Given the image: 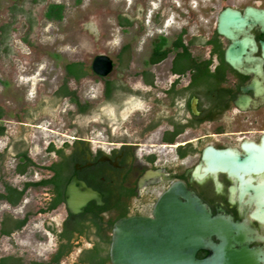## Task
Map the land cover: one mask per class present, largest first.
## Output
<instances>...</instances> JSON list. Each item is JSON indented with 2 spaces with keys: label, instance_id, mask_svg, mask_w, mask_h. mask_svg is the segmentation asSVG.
Returning <instances> with one entry per match:
<instances>
[{
  "label": "flooded vegetation",
  "instance_id": "af4514ba",
  "mask_svg": "<svg viewBox=\"0 0 264 264\" xmlns=\"http://www.w3.org/2000/svg\"><path fill=\"white\" fill-rule=\"evenodd\" d=\"M263 1L226 4L219 11L226 6L241 13L246 6L264 9ZM219 11L207 35L191 36L187 41L183 38L186 32L182 35L190 57L196 61L176 57L184 51L177 47L160 62H146L134 86L103 79L104 101L113 103L118 117L133 110L140 112L144 123L139 128L126 132L111 126L103 102L97 110L98 123L107 134L116 129V136L93 144L86 130L76 135L61 134L62 142H49L45 147L52 157L48 164L28 166L47 172L39 179L55 177L56 181L42 185V204L21 215V220L26 218L22 226L33 214H50L60 207L64 212L58 222L53 219L44 224L54 243L39 261L60 264L72 258L70 264H112L110 245L115 224L132 217L156 220L158 199L174 186H182L197 195L212 215H230L249 230L246 239L234 248L226 245L229 264L233 257L240 260L238 264H264V31L259 24L246 26L253 35V45L228 48L231 40L216 29ZM194 44L203 52L201 56L193 53ZM164 61L168 65L164 64L163 70ZM63 86L76 94L64 79L48 104L57 106L65 98L70 101L69 95L62 94ZM126 92L128 95L121 97ZM72 103L78 113L91 107L87 101H80L82 107ZM14 144L19 154L26 151L32 159L24 137L19 136ZM72 181L75 187L84 182L97 192L96 198L89 199L76 213H71L66 203V189ZM29 187L36 186H28L25 192ZM57 196L61 201L47 210ZM176 198L183 201L182 194ZM211 239L215 244L220 242L215 235ZM163 242L162 259L182 260V240ZM211 255L207 247L194 253L197 260Z\"/></svg>",
  "mask_w": 264,
  "mask_h": 264
},
{
  "label": "rangeland",
  "instance_id": "374dc122",
  "mask_svg": "<svg viewBox=\"0 0 264 264\" xmlns=\"http://www.w3.org/2000/svg\"><path fill=\"white\" fill-rule=\"evenodd\" d=\"M254 1L0 0V123L4 126L0 153L5 146L9 151L6 157L0 155V164H4L0 173L8 180L38 179L47 174L36 167H29L21 178L15 174L17 159L10 155L19 151L14 144L19 136L28 141L27 150L38 165L51 161V154L46 153L45 147L49 142H62L61 134L76 135L86 130L93 144L116 136V129L107 134L103 124L98 123L97 110L103 102L104 112L110 113L108 123L111 126L125 128L126 132L139 128L144 123L140 112L133 110L118 117L113 103L104 101L103 79L116 80L124 86L136 85V80L140 79L138 74L147 67L145 60L155 38L164 35L170 43L181 28L186 29L185 41L191 36L207 35L223 5L242 6ZM52 2L65 5L61 20L45 18L46 7ZM121 17L128 18L132 24L121 26ZM4 25H9L5 27L7 32L2 28ZM123 46H127L129 54L126 63L125 54L117 56ZM192 50L195 55L203 54L196 44ZM97 54H106L113 60L112 71L103 78L91 69L92 59ZM70 61L81 62L86 72L78 80L66 74L65 64ZM164 64L168 65V61L163 62V70ZM64 79L81 102L90 103L86 113H78L68 98L57 106L48 104ZM123 95L128 93H122L121 97ZM30 124L31 127L26 126ZM44 192L40 187L30 189L25 201L15 210H21V215L27 210H36L42 204ZM62 214L60 207L50 214L31 215L23 237L20 233L13 240H0V255L8 252L22 254L25 260L44 259L54 243L44 224L53 219L58 222ZM71 260L65 259L60 264H70Z\"/></svg>",
  "mask_w": 264,
  "mask_h": 264
},
{
  "label": "water",
  "instance_id": "95a60500",
  "mask_svg": "<svg viewBox=\"0 0 264 264\" xmlns=\"http://www.w3.org/2000/svg\"><path fill=\"white\" fill-rule=\"evenodd\" d=\"M255 24L261 25L264 31V9L246 6L241 13L226 6L217 15L216 29L220 35L231 40L228 48L244 47L254 42L253 35L245 27ZM239 36L242 37L238 40ZM91 69L97 76L105 77L113 69V60L106 54H97L92 59ZM176 194H182L183 201L177 199ZM66 196L68 209L76 213L89 199L96 198L97 192L84 182L75 187L72 181L66 189ZM155 207L158 210L156 220L132 217L115 224L110 245L112 264H229L226 245L234 248L235 244L246 239V232H249L243 223L234 221L230 215H212L197 195L182 186H174L163 194ZM162 208L174 210L161 212ZM212 235L220 240L218 244L212 241ZM164 239L182 240V260L162 259ZM200 247L210 248L212 255L202 260L195 259L194 253ZM239 261L233 257L231 264H238Z\"/></svg>",
  "mask_w": 264,
  "mask_h": 264
},
{
  "label": "trees",
  "instance_id": "16d2710c",
  "mask_svg": "<svg viewBox=\"0 0 264 264\" xmlns=\"http://www.w3.org/2000/svg\"><path fill=\"white\" fill-rule=\"evenodd\" d=\"M65 5L62 3H49L46 7V10L44 12V16L48 20H61L63 17V11H64ZM119 24L121 26H128L131 25L132 22L128 18H123L121 17ZM5 27H9V25H4L2 28L4 29L5 32H7V29L5 30ZM3 33L6 34V33ZM186 32V29H183L180 33L175 35V39L171 41L170 43L168 42V38L165 37L164 35H160L157 38H155L152 42V51H151V56L150 60L147 62H152V63H157L163 60L167 55L173 51V49L177 47H182L184 48L183 52H180L176 55V57H181L185 58V60H189V62H193L194 59L190 57V53L187 51V45L184 44L182 35ZM6 36V35H5ZM127 47V46H125ZM196 61V60H194ZM202 63H207V62H202ZM174 68L176 69V65H174ZM65 70L66 73L70 76H73L75 79H79L80 77L85 75V70L82 67L81 62L79 61H70L65 64ZM62 94L63 95H69L70 96V101L75 102L78 104L79 107H82L80 104V101L74 91H70L67 89L66 86H63L61 88ZM2 117V109L0 108V118ZM4 132V126L0 123V134H3ZM52 144L49 146V149H51ZM20 163L18 165V172L19 173H25L28 169L29 165H36L35 162L27 155L26 151L22 152L20 154ZM47 169H52L51 166H42ZM55 180V177L53 178H45L42 179L38 182H27L24 186V189L22 192L19 194L23 193L25 189L30 186V185H47L49 183H53ZM61 201V198L57 196L54 200V202L47 208V210L54 208L59 202ZM42 211V210H40ZM26 221V218L24 220H21L18 223V226H21L24 224ZM13 264V263H10ZM27 264H47V263H42V262H30Z\"/></svg>",
  "mask_w": 264,
  "mask_h": 264
},
{
  "label": "crops",
  "instance_id": "0c3cea01",
  "mask_svg": "<svg viewBox=\"0 0 264 264\" xmlns=\"http://www.w3.org/2000/svg\"><path fill=\"white\" fill-rule=\"evenodd\" d=\"M127 50L128 49L125 46H123L117 54V56H119L120 54L123 53L127 56V60L125 61V63L128 61V56H129V54L126 52ZM150 56H151V52L148 58L145 60V63L148 61ZM5 147L4 150L3 151L1 150L2 152L0 153V155H3V157H6L7 152H9L8 149ZM10 156L11 158L17 159V162L15 163L14 172L18 176V178H21L25 174L18 172V165L20 163L21 155L18 152H16L15 154ZM2 163L0 164V167L4 165ZM35 164L37 165V163ZM40 180L42 179L38 178V179H29V180H19L12 178L11 180H8L7 177H4L0 173V240L3 239L13 240L20 233H22L21 234L22 237L24 236L25 226L24 227L22 225L18 226V223L21 221V213H20L21 210L17 212L15 208H17L19 205H21L23 201H25L27 191H29L30 189H35L39 187L43 188V187L42 185H32L36 187H29V189L26 192L24 191L21 194L19 193L22 192L27 182H38ZM30 214L33 213L30 212ZM30 262H42V261L39 260L37 261L35 259L25 260L22 254H17V253L6 252L0 255V264H10V263L27 264Z\"/></svg>",
  "mask_w": 264,
  "mask_h": 264
}]
</instances>
